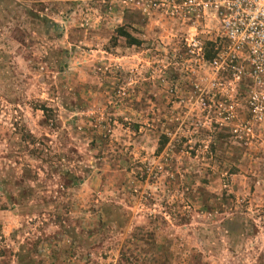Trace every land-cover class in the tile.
<instances>
[{
    "label": "rangeland",
    "instance_id": "obj_1",
    "mask_svg": "<svg viewBox=\"0 0 264 264\" xmlns=\"http://www.w3.org/2000/svg\"><path fill=\"white\" fill-rule=\"evenodd\" d=\"M227 47L213 0H0V264H264V80Z\"/></svg>",
    "mask_w": 264,
    "mask_h": 264
},
{
    "label": "built area",
    "instance_id": "obj_2",
    "mask_svg": "<svg viewBox=\"0 0 264 264\" xmlns=\"http://www.w3.org/2000/svg\"><path fill=\"white\" fill-rule=\"evenodd\" d=\"M213 3L221 18L231 61L242 60L249 65L252 78L264 80V0H213ZM190 46L202 50L197 39Z\"/></svg>",
    "mask_w": 264,
    "mask_h": 264
},
{
    "label": "trees",
    "instance_id": "obj_3",
    "mask_svg": "<svg viewBox=\"0 0 264 264\" xmlns=\"http://www.w3.org/2000/svg\"><path fill=\"white\" fill-rule=\"evenodd\" d=\"M121 32H122L121 33L122 36H124L131 45H133V44H135V45L139 44V42L134 37H132L130 34H128L127 32H125L124 30H121ZM208 45H209L210 49L206 53V58L207 59H212L213 56H214L213 44L212 43H208ZM2 255H3V250L0 249V256H2Z\"/></svg>",
    "mask_w": 264,
    "mask_h": 264
}]
</instances>
